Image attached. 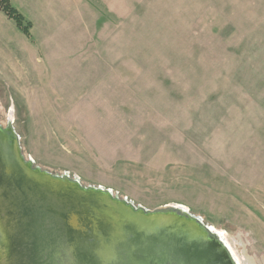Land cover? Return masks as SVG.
<instances>
[{
    "label": "rangeland",
    "instance_id": "374dc122",
    "mask_svg": "<svg viewBox=\"0 0 264 264\" xmlns=\"http://www.w3.org/2000/svg\"><path fill=\"white\" fill-rule=\"evenodd\" d=\"M12 3L33 27L0 8L1 134L43 170L186 207L264 264V0Z\"/></svg>",
    "mask_w": 264,
    "mask_h": 264
},
{
    "label": "water",
    "instance_id": "95a60500",
    "mask_svg": "<svg viewBox=\"0 0 264 264\" xmlns=\"http://www.w3.org/2000/svg\"><path fill=\"white\" fill-rule=\"evenodd\" d=\"M1 128L0 209L11 201L18 208L11 264H238L216 229L188 208L151 210L43 170Z\"/></svg>",
    "mask_w": 264,
    "mask_h": 264
},
{
    "label": "trees",
    "instance_id": "16d2710c",
    "mask_svg": "<svg viewBox=\"0 0 264 264\" xmlns=\"http://www.w3.org/2000/svg\"><path fill=\"white\" fill-rule=\"evenodd\" d=\"M0 8L7 16L16 22L17 27L26 35L31 36L32 21L26 19L25 15L16 8L12 0H0Z\"/></svg>",
    "mask_w": 264,
    "mask_h": 264
},
{
    "label": "bare ground",
    "instance_id": "6f19581e",
    "mask_svg": "<svg viewBox=\"0 0 264 264\" xmlns=\"http://www.w3.org/2000/svg\"><path fill=\"white\" fill-rule=\"evenodd\" d=\"M184 208H186V207H184ZM216 231L219 233V235H220L221 239L224 241V243L228 246L229 250L233 254L234 258L237 260L238 264H241V262H240V260H239V258L237 256V254L235 253V251H234V249H233V247H232L229 239L227 238V235L225 234V232L224 231H221L219 229H216Z\"/></svg>",
    "mask_w": 264,
    "mask_h": 264
}]
</instances>
